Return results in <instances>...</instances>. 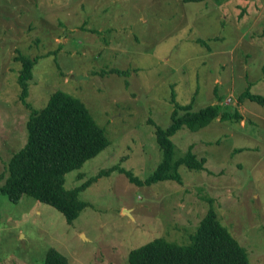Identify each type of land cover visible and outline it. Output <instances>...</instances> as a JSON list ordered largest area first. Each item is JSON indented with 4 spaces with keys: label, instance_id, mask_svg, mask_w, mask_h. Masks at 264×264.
Masks as SVG:
<instances>
[{
    "label": "rangeland",
    "instance_id": "374dc122",
    "mask_svg": "<svg viewBox=\"0 0 264 264\" xmlns=\"http://www.w3.org/2000/svg\"><path fill=\"white\" fill-rule=\"evenodd\" d=\"M180 2L0 0V175L31 113L19 99L18 53L38 58L26 96L33 109L60 88L86 105L108 140L65 175L66 190L116 163L149 176L161 158L154 125L168 124L171 91L178 104L193 96L192 110L221 103L242 117L170 136L173 157L192 145L205 170L180 165V183L103 175L79 193L89 207L69 225L29 196L12 203L0 193V264H42L51 249L68 264H127L130 251L154 239L187 245L210 203L249 263L264 264V106L237 100L248 86L264 96V0L179 10ZM110 69L128 74H103Z\"/></svg>",
    "mask_w": 264,
    "mask_h": 264
},
{
    "label": "trees",
    "instance_id": "16d2710c",
    "mask_svg": "<svg viewBox=\"0 0 264 264\" xmlns=\"http://www.w3.org/2000/svg\"><path fill=\"white\" fill-rule=\"evenodd\" d=\"M183 4L195 5L205 0H180ZM221 1V0H217ZM264 37V30L262 32ZM195 42L204 44L203 41ZM37 59L18 53L15 61L20 64L17 83L20 85L19 99L31 109L25 121V139L20 147L10 151L4 159V170L0 175V193L16 203L23 196H29L61 213L69 225L79 214L89 207L78 195L103 175L116 171L124 174L134 184H151L157 181L174 180L180 183L177 168L183 165L187 169L205 170L203 157H196L192 145L185 152L173 157V143L170 136L178 129L194 131L220 117L222 120L238 121V110H222L221 103H213L196 110L191 109L193 96L185 104L174 100V92L169 93L172 109L168 124L162 128L154 125L155 140L161 152V158L152 173L145 179L135 176L131 170L120 163L98 170L86 178L80 186L71 190L64 188L65 175L80 168L85 161L97 155L108 140L103 129L98 126L86 105L77 97L60 90H54L46 104L39 110L26 101L30 82ZM134 72H137L135 69ZM103 74L125 76L126 71L110 69ZM172 87V84H169ZM170 87V88H171ZM196 88H194V93ZM244 99L264 106V96L250 93L249 86L238 95L239 103ZM231 102V100H230ZM87 104V103H86ZM150 124L153 121L148 118ZM240 151V150H236ZM188 236L189 243L179 246L174 242L154 239L129 252L127 264H250L246 251L234 239L229 230L222 225L216 212L209 204L200 219L196 231ZM42 264H68L55 250L47 252Z\"/></svg>",
    "mask_w": 264,
    "mask_h": 264
},
{
    "label": "crops",
    "instance_id": "0c3cea01",
    "mask_svg": "<svg viewBox=\"0 0 264 264\" xmlns=\"http://www.w3.org/2000/svg\"><path fill=\"white\" fill-rule=\"evenodd\" d=\"M175 3H177V1H176ZM180 3H181L182 5L179 6V10H181L182 8H184L183 5H188V6L190 5V4H183L182 2H180ZM223 19H224V18H223ZM225 19H226V18H225ZM222 22H224V21H222ZM216 56H217V55H216ZM223 66H225V65H223ZM171 84H172V83H171ZM170 86H171V85H170ZM195 91H196V90H195ZM214 121H215V119H214ZM221 121H223V120L221 119ZM211 122H212V121H211ZM211 122H210V123H211ZM210 123H209V124H210ZM209 124H207V125H209ZM207 125H206V126H207ZM206 126H204V127H206ZM204 127H202V128H204ZM202 128H199V129H202ZM199 129H197V130H199ZM197 130H194V131H197ZM235 151H236V150H235ZM236 152H240V151H236Z\"/></svg>",
    "mask_w": 264,
    "mask_h": 264
},
{
    "label": "water",
    "instance_id": "95a60500",
    "mask_svg": "<svg viewBox=\"0 0 264 264\" xmlns=\"http://www.w3.org/2000/svg\"><path fill=\"white\" fill-rule=\"evenodd\" d=\"M122 212L126 213V215H127L130 219H132V217H131V215H130V213H129L128 210H124V211H122Z\"/></svg>",
    "mask_w": 264,
    "mask_h": 264
}]
</instances>
